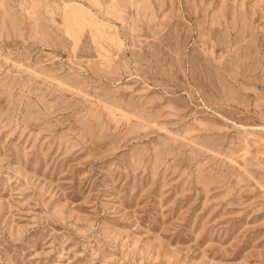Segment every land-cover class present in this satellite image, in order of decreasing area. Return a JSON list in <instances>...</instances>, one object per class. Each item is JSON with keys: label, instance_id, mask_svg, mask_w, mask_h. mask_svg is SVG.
<instances>
[{"label": "rangeland", "instance_id": "rangeland-1", "mask_svg": "<svg viewBox=\"0 0 264 264\" xmlns=\"http://www.w3.org/2000/svg\"><path fill=\"white\" fill-rule=\"evenodd\" d=\"M0 264H264V0H0Z\"/></svg>", "mask_w": 264, "mask_h": 264}]
</instances>
